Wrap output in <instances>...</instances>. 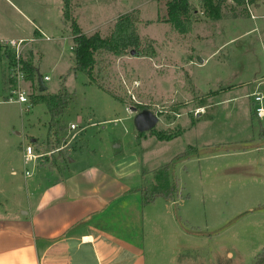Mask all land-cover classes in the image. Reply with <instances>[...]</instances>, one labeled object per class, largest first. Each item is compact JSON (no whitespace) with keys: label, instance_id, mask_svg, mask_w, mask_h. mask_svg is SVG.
I'll list each match as a JSON object with an SVG mask.
<instances>
[{"label":"rangeland","instance_id":"374dc122","mask_svg":"<svg viewBox=\"0 0 264 264\" xmlns=\"http://www.w3.org/2000/svg\"><path fill=\"white\" fill-rule=\"evenodd\" d=\"M21 1L37 12L48 2L47 17L61 18L63 0ZM188 1L190 30L166 23L167 0H69L71 18L85 35L107 37L117 18L129 13L140 43L122 54L95 52L90 82L74 70L69 24L46 20L51 40H39L34 53L29 43L24 57L33 60L36 77H49L44 93L65 89L69 105L52 121L45 103H32L39 95L34 78L29 103H0V143L8 141L19 170L21 147L32 144L40 153L48 141H71L72 125L84 127L71 141V158L81 150L95 154L97 163L121 160L130 177L146 172L145 184L155 175L166 184L176 178L180 197L174 208L183 221L188 216L191 225L216 231L198 264H248L264 228L258 209L264 205V119L252 116L250 98L253 83L264 77V0L248 6L222 0L217 20L208 18L201 0ZM0 7L16 17L2 0ZM5 67L0 53V75ZM5 94L0 82V98ZM144 111L158 122L139 133L133 116Z\"/></svg>","mask_w":264,"mask_h":264},{"label":"crops","instance_id":"0c3cea01","mask_svg":"<svg viewBox=\"0 0 264 264\" xmlns=\"http://www.w3.org/2000/svg\"><path fill=\"white\" fill-rule=\"evenodd\" d=\"M2 1L16 17L0 7V44L33 35L29 50L34 53L39 40H51L44 33L46 20L64 26L62 8L55 22L47 17L52 8L48 2L37 12L30 1L20 0V7ZM0 53L6 64L0 82L8 93L9 61ZM24 59L33 62L30 56ZM26 83L32 86L31 80ZM83 129H77L71 141ZM71 141L58 140L53 149L60 151L30 164L24 163L21 147L19 170L8 141L0 143V264H198L202 248L214 240L213 227L193 226L188 216L183 221L174 208L179 198L143 205L141 193L132 191L142 185V176L130 177L121 160L101 164L95 154L84 156L81 150L73 159ZM258 209L263 215L264 205ZM259 236L248 264L264 252V228Z\"/></svg>","mask_w":264,"mask_h":264},{"label":"trees","instance_id":"16d2710c","mask_svg":"<svg viewBox=\"0 0 264 264\" xmlns=\"http://www.w3.org/2000/svg\"><path fill=\"white\" fill-rule=\"evenodd\" d=\"M204 8V13L208 18L217 20L220 19V2L222 0H201ZM224 1V0H223ZM237 5H243L244 0H232ZM69 0H63L62 18L63 24H69V30L72 37V51L74 56V70L84 72L90 82H93V68L95 65L94 54L97 51L104 50L110 53L122 54L130 47H138L140 41L135 31L133 20L129 13L121 15L114 23L112 32L107 37H102L98 32L87 36L81 28L77 25L75 20H72L69 10ZM167 18L166 23L171 24L176 28L183 27L186 30H190V5L188 0H167L165 3ZM10 62L12 56L3 52ZM24 69L26 72V80H33L34 67L30 61L24 60ZM37 93L39 92V86L36 83ZM100 89V87H99ZM39 95L32 98V103L43 102L45 103L47 110L51 116L52 121L65 112L70 102V94L65 89H62L56 94L38 93ZM53 124V123H52ZM60 143V142H59ZM58 141L52 146V143L47 142V150L50 151L54 146L59 144ZM186 153L179 154L175 157L176 160L184 157ZM169 167L166 166L163 172H168ZM162 172H159V174ZM153 177L152 182H147V173L142 172L144 183L132 191L141 193L142 204L148 205L153 203L157 199H163L165 201H173L180 197L179 185L176 178H172L169 184L160 178ZM253 264H264V252L259 254Z\"/></svg>","mask_w":264,"mask_h":264},{"label":"built area","instance_id":"2783aa9c","mask_svg":"<svg viewBox=\"0 0 264 264\" xmlns=\"http://www.w3.org/2000/svg\"><path fill=\"white\" fill-rule=\"evenodd\" d=\"M250 0H244V3L248 6ZM251 12V11H250ZM46 40H50L45 37ZM35 39L26 40H5L2 41L0 47L3 52L9 53L13 58L9 62V90L5 97L0 98V103H17L24 105L30 102V93L26 83V72L24 69V50L26 45L34 43ZM44 81H49V77H44ZM254 91L250 94L252 116L258 120L264 119V77L256 80L254 83ZM3 99V101H2ZM25 108H29V105ZM73 130L78 129V125H72ZM36 142L33 140V143ZM60 151V148L52 149L50 151H43L36 153L32 144H27L22 147L23 160L25 164H30L36 160L45 161L51 154ZM29 174L28 171L25 172Z\"/></svg>","mask_w":264,"mask_h":264},{"label":"water","instance_id":"95a60500","mask_svg":"<svg viewBox=\"0 0 264 264\" xmlns=\"http://www.w3.org/2000/svg\"><path fill=\"white\" fill-rule=\"evenodd\" d=\"M134 54H135V50H131L130 55H134ZM200 62L202 61L200 60ZM37 84L39 86V92L44 93L46 89L44 87L42 78L40 76L37 79ZM157 122H158V118L155 115L146 111L140 112L134 117V125L139 133H144L152 130L157 124Z\"/></svg>","mask_w":264,"mask_h":264}]
</instances>
